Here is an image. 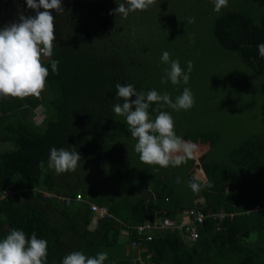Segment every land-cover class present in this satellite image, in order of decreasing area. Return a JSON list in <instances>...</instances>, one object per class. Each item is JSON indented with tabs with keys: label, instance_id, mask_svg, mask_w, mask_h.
I'll return each instance as SVG.
<instances>
[{
	"label": "trees",
	"instance_id": "obj_1",
	"mask_svg": "<svg viewBox=\"0 0 264 264\" xmlns=\"http://www.w3.org/2000/svg\"><path fill=\"white\" fill-rule=\"evenodd\" d=\"M61 3L64 11L53 13L56 38L52 55L42 57L49 71L44 93L25 99L0 98V140L13 145L0 149V193L18 190L0 199V240L13 229L22 230L28 239L36 233L38 239L47 241V264H62L74 251L86 257L107 252L104 264H146L131 263L121 255L124 243L137 239L131 227L153 220L163 210L174 218L193 202L187 205L174 193L173 178L163 179L145 168L139 177H128L123 193L114 195L93 186L85 175L94 165L92 174L97 177L106 158L118 153L125 142L131 143L127 134L123 145L118 144L128 124L125 116L113 110L116 103H123L116 96V84H131L138 92H159L162 79L149 69L153 62L131 44L127 19L139 10L127 18L113 11L120 3L127 6L126 0ZM212 32L221 48L235 52L260 76L259 92L264 95V57L257 47L264 43V11L258 16L241 11L221 14ZM52 60H59L58 74L51 71ZM38 106L44 111L40 123L33 119ZM157 106L151 104L149 113ZM216 133H187L181 138L196 144L194 155L200 157L220 139ZM53 147L82 153L73 185H62L47 167ZM228 156L229 162L201 160L207 179L196 178L202 188L194 192L192 200L201 193L203 212L232 214L207 216L192 243L185 242L178 230L156 232L150 241L137 245L149 264H264V125L260 134L242 139ZM40 161H44V169L38 166ZM193 177V171L188 172V182ZM208 182L213 186H204ZM35 187L72 196L81 193L108 207L112 216L96 219L91 228L94 215L88 203L57 204ZM146 187L147 193L141 195ZM256 204L262 208L251 210ZM126 230L129 237L123 239ZM115 246L119 247L107 251Z\"/></svg>",
	"mask_w": 264,
	"mask_h": 264
},
{
	"label": "rangeland",
	"instance_id": "obj_2",
	"mask_svg": "<svg viewBox=\"0 0 264 264\" xmlns=\"http://www.w3.org/2000/svg\"><path fill=\"white\" fill-rule=\"evenodd\" d=\"M13 4L12 0H0V28L14 22L7 20L6 17L8 15L11 17ZM2 8L6 10L5 13ZM231 11L250 12L258 16L264 11V0H228V6L222 8L219 13L214 11V0H156L153 6L138 11L139 13L127 19L126 26L131 44L140 49L143 58L153 62L152 68L149 66V69L160 74L158 77L160 80L163 78L166 81L160 83L158 94L166 93L175 102L187 87L194 96L195 102L191 109L177 111L161 102L149 113L150 119L155 120L159 114L156 109L159 108V111L172 116L174 131L179 137L187 133L207 131L217 132L221 137L206 154H202L203 156L194 155V158L180 166L170 165L162 168L140 160L139 154L135 151L137 143L135 138L131 136L129 144L124 141L125 135L130 134L127 126L124 135L118 139L120 145L125 142L124 146L118 153L110 154V157L106 158V162L101 165L103 169L99 167L101 171L97 177L92 174L94 165L87 171L85 177L92 181L93 186L99 185V188L108 194H121L125 191L128 177H139L141 170L145 168L148 173L160 175L163 179L173 178L174 193L187 205L193 202L192 204L198 203L202 206L204 201L201 193L192 200L194 192L189 187L188 172L193 171L194 177L200 181L206 180L207 175L199 165L201 160L229 162L230 151L235 149L242 139L262 132L264 95L259 92L258 87L261 78L243 63L235 52L221 48L212 32L216 18ZM189 18H194L195 22L188 23ZM165 51L170 54V61L179 60L185 72L187 62H192L193 68L189 73L188 84L185 85L181 81L179 85H173L168 79L166 70L170 71V63H163L161 60ZM33 117L35 122H41L44 118L42 106L34 109ZM12 147L11 142L0 140V149ZM76 152L82 157L80 151ZM92 160L96 163V155ZM51 171L62 185L74 184L76 178L74 171L61 174H57L54 169ZM262 180L264 184V175ZM146 191L147 187L140 194L145 195ZM90 222L91 228H95L96 219L92 218ZM121 238L128 237L122 234ZM132 244L124 243V249L121 251L123 258L131 263L149 264L148 259L141 256V247ZM118 247H111L107 251L110 253Z\"/></svg>",
	"mask_w": 264,
	"mask_h": 264
},
{
	"label": "clouds",
	"instance_id": "obj_3",
	"mask_svg": "<svg viewBox=\"0 0 264 264\" xmlns=\"http://www.w3.org/2000/svg\"><path fill=\"white\" fill-rule=\"evenodd\" d=\"M126 2L127 6L120 3L113 10L116 15L127 18L130 12L144 11L153 6L156 0ZM26 4L35 11V15L26 16L21 13L18 22L0 28V97H39L46 86L49 71L43 66L42 57L52 55L56 38L53 13H62L64 8L61 0H26ZM227 6L228 0H214V11L217 13ZM187 22L194 23L195 19L189 18ZM257 47L261 57H264V43ZM161 60L170 63V71L166 70V74L173 85H179L181 81L188 84L189 73L193 68L191 61L187 62L185 72L178 59L170 61L167 51L162 54ZM58 65L59 60L51 61L53 74H58ZM161 82L166 81L162 78ZM116 90L117 98H122L123 103H116L113 110L115 114L126 117L130 134L137 140L135 151L142 162L167 168L170 165L180 166L194 157L197 145L176 135L172 116L157 108L159 114L153 121L148 111L151 104L160 105L161 102L177 111L191 109L195 101L189 88L185 87L175 102L166 93L158 94L156 90L138 92L131 84L118 83ZM80 160L81 156L76 151L53 147L50 149L47 167L61 174L74 171ZM38 166L44 169V161H40ZM204 186L213 185L208 182ZM189 187L193 192H199L202 185L193 177ZM47 248V241L38 239L36 233H32L28 239L22 230L13 229L0 240V264H47ZM107 259V252L86 257L82 252L74 251L63 258L62 264H104Z\"/></svg>",
	"mask_w": 264,
	"mask_h": 264
},
{
	"label": "built area",
	"instance_id": "obj_4",
	"mask_svg": "<svg viewBox=\"0 0 264 264\" xmlns=\"http://www.w3.org/2000/svg\"><path fill=\"white\" fill-rule=\"evenodd\" d=\"M34 190L41 192L45 198L54 200L57 204L61 202L70 204L74 200L88 203V207L94 215L95 219L112 216L109 213L108 207L103 204L99 205L91 202L90 200L84 198L81 193H77L76 195L72 196L62 193H56L55 191H49L40 187H35ZM17 192L18 190L7 189L5 192L0 193V199ZM261 208L262 207L259 204H256L255 207L251 210L256 211ZM224 214L232 213H226L224 211H220L219 213L203 212L202 206L198 203L189 205L186 209L177 213L176 217L174 218L167 216L166 211L163 210L162 215L155 217L153 220H145L141 224L131 227L135 230L137 237V239L131 241L133 243L132 246L137 247V245L141 244L140 242L142 241H150L154 237V234L158 231L170 230H178L185 242L192 243L198 237V226L203 223L204 219L207 216L222 217ZM123 234L129 237L128 230H126Z\"/></svg>",
	"mask_w": 264,
	"mask_h": 264
},
{
	"label": "flooded vegetation",
	"instance_id": "obj_5",
	"mask_svg": "<svg viewBox=\"0 0 264 264\" xmlns=\"http://www.w3.org/2000/svg\"><path fill=\"white\" fill-rule=\"evenodd\" d=\"M13 1V7H12V10H13V13L11 15V17L6 16L7 17V20H11V21H14V22H18L19 20V15L21 13H23L24 15L26 16H31L32 15V9H29L27 7V4H26V0H12ZM3 10V8H2ZM6 10H3V12L5 13ZM5 15V14H4Z\"/></svg>",
	"mask_w": 264,
	"mask_h": 264
}]
</instances>
